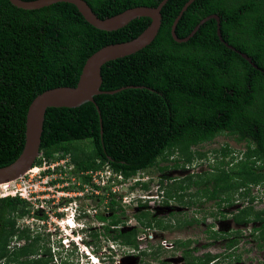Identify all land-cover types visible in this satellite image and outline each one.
Instances as JSON below:
<instances>
[{
  "label": "trees",
  "instance_id": "trees-1",
  "mask_svg": "<svg viewBox=\"0 0 264 264\" xmlns=\"http://www.w3.org/2000/svg\"><path fill=\"white\" fill-rule=\"evenodd\" d=\"M84 1L97 17L105 19L136 7H156L162 0ZM187 1L168 0L161 9V26L153 42L102 66L100 91L104 93L93 97L94 104L46 110L41 155L33 167L54 159L53 154L59 152L69 155L75 172L108 166L126 181L158 165L159 160L168 162L175 153L178 160L159 170L185 169L195 157L210 161L205 152L193 148L227 135L244 149L222 146L212 150L216 162L208 163V171L160 178L158 184L166 197L162 204L168 205L172 199L185 213L184 209L197 205L196 199L214 201L216 207L247 202L237 210L234 221H264V211H254L259 198L251 193L253 187L264 189V0H194L175 29L176 36L183 39L203 18L217 15L223 40L250 57L257 68L219 40L213 19L188 41L175 42L171 27ZM149 24L150 19L141 17L108 32L87 23L70 3L23 10L9 0H0V168L21 154L27 110L36 96L58 87L74 88L93 53L135 39ZM85 141L88 146L78 144ZM81 176L90 183L89 175ZM190 188L195 193H188ZM186 196L192 199L184 202ZM107 207L108 218L97 216L108 222L104 231L112 232L113 240L136 248V228L118 230L122 206L110 198ZM28 213L27 203L18 196L0 198V261L6 259L4 264H44L40 259L20 262L21 256L33 254L39 239H30L28 229L17 227V221ZM138 213L143 226L150 227L156 219L147 210ZM192 222H178L176 227ZM91 236L96 238L97 233ZM13 239L27 243L10 249ZM190 244L189 240L180 242L186 248L184 264H207L211 256L191 255Z\"/></svg>",
  "mask_w": 264,
  "mask_h": 264
},
{
  "label": "rangeland",
  "instance_id": "rangeland-1",
  "mask_svg": "<svg viewBox=\"0 0 264 264\" xmlns=\"http://www.w3.org/2000/svg\"><path fill=\"white\" fill-rule=\"evenodd\" d=\"M78 144L81 147L89 145L87 141ZM225 145H228L233 149H244L242 145L236 144L233 140H231L230 136L218 135L211 142L204 143L193 148L194 150H198V152H205V158L211 159L210 161L203 160V164L201 166H198V164L202 160H197L195 157L187 171H185L186 169H173L171 167L165 169L164 171L159 170L160 167L171 166L174 164L175 160H178L179 155L175 153L174 155L169 156L168 162L159 160L158 165L144 171V176H148L150 178L149 185H153L156 183V181L158 184L159 179L162 177L183 178L187 174L208 171L210 169L208 163L211 165L212 163L214 164L216 162L212 150H217ZM53 157L54 159L44 161L45 163H43L41 166H36L30 169L32 172H29L28 175L24 176L21 181H17L16 187L13 189L10 188V191H8V193L12 192L18 197L19 193L25 194V199L19 197L21 200L27 203V208L29 211V213L24 216L26 221L23 222V224H31L36 230L35 232L29 230V233L26 235L30 239H34L36 236H39V239L34 244L33 254L21 256L20 262L37 260L41 256V262L44 264H53L51 260L55 262V259H53V254L56 251V264H88L86 258L82 256L84 254H81L78 250V247L83 250L86 249L87 246L89 250H93L95 253V259H98V264H182V259L179 258L178 252L171 249H162L160 246L159 248H156V245L164 239L171 243L189 240L191 241V247L196 249L194 252L190 251L191 255H194L193 253L202 254L207 249H209L212 253H215L222 250L223 242L212 238L213 230H217L218 232H226L227 230L240 229V231L242 230V234L240 235L239 245L233 251L234 257L232 259L233 261L230 259V264L263 263L261 261L264 259V244H259V246H262L261 250L260 248L254 247V240L252 241V237L249 235L252 227L258 226L257 223L248 224L245 226L242 224H235L231 218L224 220L214 219L212 214H218V212L220 214H225V212L223 210L218 211L213 209V202L208 203V201H204L203 199H196V204L200 206L199 216H197L201 219V221L177 228L175 224L177 225L178 222L184 223L190 220V218L192 219V215L196 212L192 214L190 213L191 210L186 209H184L185 213L176 212L174 210L169 211L171 210L169 209V206L167 204H162L161 208H156L153 212H151L156 217V219L153 220L150 228H147L146 226H143L140 221H138L135 215L140 210H144L141 207L142 205L135 207L133 205L134 202H132L139 200L137 195H139L140 192H136V188H134L132 192H130V190L126 191V186L123 184H120L121 186L119 187V193L115 194L116 200H118L117 202L121 204L124 210L123 214L119 213L120 215H118L122 220V222L118 225V230L123 233L125 230L136 228L137 236L142 240H137L139 243V252H130L128 249L129 247L123 245L120 240H116L115 242L111 241V235L113 234L112 232L103 233L101 231V233H97L96 229L99 227L96 225L95 221H92V219L90 220L94 222L95 225L89 226V229L85 234L81 233L79 228L83 227L81 224H84V222H86L85 217H88V215L85 214V207L87 203H90L89 209L91 212L95 210V213L92 212L95 218H97L98 215H104L107 218L111 215L107 207L108 202L103 203L102 199L106 196V192H108L109 188H107L106 191L101 190L93 192L90 187L85 186L87 183L82 180L81 174L73 171V169H71L72 164L70 162L67 163V161L63 162L64 166L58 165L53 171L51 169H47L49 164H55L61 159L65 158H56L55 155ZM195 182H197V180H195ZM125 183L132 184V178ZM81 190H84V192L88 193L80 192ZM102 191L105 193L104 196L100 194ZM89 192L92 195H90ZM0 193H2L1 189ZM188 193H195V189L190 188ZM251 193L253 196H258L257 198L259 199H257V203L254 204V208L257 211H260L264 208V189H262L260 186H258V188L253 187L251 188ZM152 194L153 193L149 195ZM125 195H129L130 197L127 198V200H130L128 203H124L123 201ZM42 197V200L46 201L45 203L44 201L43 203L39 202ZM191 199L192 198L186 196L183 201L188 202L187 200L190 201ZM193 200H195V198H193ZM259 200H261V202ZM73 204L82 207V210L77 211V213L74 215L76 222L79 224L77 225V231H79V233H76L75 231L73 232L74 234H72V232L68 231L67 229V236L66 234L61 233L60 228H58L57 225L52 221H58L62 219L63 223H73L72 217L70 216L72 211L68 210L65 212L66 208ZM240 205L241 204L238 203V205H233L232 208L237 210L240 208ZM40 206H42V209ZM172 206H177V209L178 207L182 208L180 203H173ZM38 210L41 212L40 215ZM38 220L42 221L44 225H40V221ZM47 222L50 223L51 228V232L49 233L47 231ZM100 222L101 221H99V223ZM87 223L89 224V222ZM107 224L108 222H105V226H107ZM210 226H212L211 228L213 230H211ZM36 227L38 229H36ZM110 231L113 230L110 228ZM93 232L97 233L96 238L91 236ZM54 234L57 236L54 237ZM78 235L79 237H82V241H78L80 244H77L78 246L75 243L70 242V248H68L61 243V240L65 238L68 239L72 237L76 239ZM58 236H60L59 244ZM256 238H258L257 235ZM259 238L257 241H262ZM143 242L149 243L150 245L155 244L153 245L154 248L149 249L144 247ZM14 243H18L20 244L19 246H23V244H26L27 241L25 239H13L10 245H13ZM139 246H141V248H139ZM54 247L56 248L54 249ZM178 249L181 250L180 248ZM258 261H260V263H257ZM4 262H6V259H2L0 264H4ZM94 262L97 261L94 260Z\"/></svg>",
  "mask_w": 264,
  "mask_h": 264
},
{
  "label": "water",
  "instance_id": "water-1",
  "mask_svg": "<svg viewBox=\"0 0 264 264\" xmlns=\"http://www.w3.org/2000/svg\"><path fill=\"white\" fill-rule=\"evenodd\" d=\"M168 0H162L156 7H136L128 9L116 16L100 19L92 11L84 0H9V2L23 10H36L55 3L64 2L73 4L87 23L98 30L116 31L123 28L136 18L146 17L150 19L149 26L135 39L118 44L105 46L93 53L84 63L77 85L72 87H58L47 90L36 96L30 103L25 121V138L21 154L11 164L0 168V185L16 181L30 170L35 161L40 157L41 134L45 112L48 108H75L83 103L94 104L93 97L104 92L100 91L102 83L101 68L109 61L134 54L153 42L161 26V9ZM194 0H188L179 14L176 16L172 27L171 36L175 42L188 41L208 20H215L217 24L216 34L219 40L229 49L239 54L254 68L250 57L228 45L222 38L220 32V19L217 15L203 18L185 38L180 39L175 34V29L184 11ZM111 93V92H109ZM101 122V121H100Z\"/></svg>",
  "mask_w": 264,
  "mask_h": 264
},
{
  "label": "clouds",
  "instance_id": "clouds-1",
  "mask_svg": "<svg viewBox=\"0 0 264 264\" xmlns=\"http://www.w3.org/2000/svg\"><path fill=\"white\" fill-rule=\"evenodd\" d=\"M54 155V154H53ZM65 156V154H63L62 153V156H59V157H56V158H61V157H64ZM43 163H44V161H43ZM42 163V164H43ZM67 163H69V161L67 162ZM203 163V160L198 164V166H201L200 164H202ZM36 167V166H35ZM33 168V167H32ZM31 168V169H32ZM190 168V165L189 166H186L185 167V171H187V169H189ZM103 169V168H102ZM28 173H29V170L24 174V176H26V175H28ZM144 174H145V172L144 171H141V172H138L134 177H132V179H136V178H141V177H143L144 176ZM24 176L23 177H21V178H24ZM144 177H148V176H144ZM20 178V179H21ZM20 179H18V180H16V181H20ZM131 178H129V179H126V181L128 180H130ZM123 182H125L124 180H122ZM149 181H150V178L146 181V182H142V181H136L137 183H139L138 185H140V184H142V183H145V184H147V186H149V190H148V187H147V189H143L142 188V191H144V192H146V193H148V195L149 194H151V193H153V194H155V193H157V194H159L158 192H160V191H163L164 192V197H165V191L163 190V189H160V187H159V184H157V181H156V183L155 184H153V185H149ZM14 182V181H13ZM136 182H134V184L130 187V188H132V187H134V188H136V192H138L139 191V189H138V185H136L135 183ZM159 182V181H158ZM7 184V183H6ZM156 186H158V188L157 189H155V187ZM130 188H129V190H130ZM256 188H258V187H256ZM133 190H130V192H132ZM80 192H84V190L82 191H80ZM84 193H86V192H84ZM19 195V194H18ZM237 195L240 197V195H239V193H237ZM139 196H140V194L139 195H137V198L139 199V200H137V202H138V204L139 205H142V206H145V207H147V202L150 200V199H147V200H143L144 202L143 203H141V201H142V199L141 198H139ZM6 197H16V195H6V196H0V198H6ZM19 197H21L20 195H19ZM23 199H25V198H23ZM260 202H261V200H259ZM210 202H212V201H210ZM238 203H243V202H239L238 201ZM238 203H235L234 205H238ZM255 203H257V200L254 202V204ZM121 205V204H120ZM138 205V206H139ZM89 206H90V203H87V205H86V207H85V214H87L88 215V217H85L86 218V222H84V224H81V226H83V227H81V228H79V231L81 232V233H83V234H85L86 232H87V230L89 229V226H94L95 225V223L94 222H92V221H95L96 222V225H97V223H99V219L98 218H95L94 217V215H92V212H91V210L89 209ZM137 206V207H138ZM243 206H247V202L245 203H243V204H241L240 205V208L241 207H243ZM224 208V209H223ZM239 208V209H240ZM213 209H216V210H218V211H224L225 212V214L226 215H228L229 216V218H231V217H234V215L237 213V210H239V209H237V210H234L233 208H232V206H230V207H227L225 204H222L220 207H216L215 205H214V207H213ZM255 209V208H254ZM68 210H70V211H72V213H71V217H72V221H73V223H66V226H63V220L61 219V220H58L57 222H54L56 225H57V227L58 228H60V232L61 233H63V234H66V232H67V229H68V231H70V232H72V234H74L73 232H75L76 231V233H79V231H77V225H79L77 222H76V220H75V217H74V215H75V213H77V211H80V210H82V207L81 206H76L75 204H73V205H71V206H69V207H67L66 208V210H65V212L66 211H68ZM146 210V209H145ZM148 211V210H147ZM255 211H257V210H255ZM260 211H264V208L263 209H261ZM150 212V211H149ZM258 212V211H257ZM224 214V215H225ZM79 216V215H78ZM90 219H92V221L90 220ZM23 220V222H25L26 221V218L25 217H23V218H21V219H19L18 221H17V227L20 229V230H24V229H28V230H30V231H32V232H35L36 230L34 229V226H32L31 224H26V225H24L23 226V228H20L18 225H19V222L20 221H22ZM38 221H40V220H38ZM98 221V222H97ZM23 222H22V224H23ZM87 222H89V224L87 223ZM36 223V222H35ZM59 223H61V225H59ZM100 223H104V225L103 226H101V227H99V228H97L96 229V232L97 233H101V231L103 232V233H105V231H104V227H105V222H103V221H101ZM29 225H31V227L32 228H30L29 227ZM34 225V224H33ZM36 225V224H35ZM44 225V224H43ZM42 225V226H43ZM67 227V228H66ZM36 229H38L37 227H36ZM86 229V230H85ZM47 231H48V233L49 232H51L50 230H48L47 229ZM38 234V233H37ZM67 235V234H66ZM55 236H57L56 234H54V237ZM68 236V235H67ZM137 236V235H136ZM60 236H58V244L60 243V238H59ZM64 240H67V242L68 243H75L76 245L78 244V245H80L79 243H78V241H82V237H79V235L76 237V239L75 238H72V237H70V238H68V239H63V240H61V243L63 244V241ZM111 241H113V242H115L116 240H111ZM137 241V240H136ZM168 241V240H167ZM11 244V243H10ZM9 244V248L10 249H13V247L15 246V248H20V247H22V246H19L20 244H18V243H14L13 245H10ZM57 244V243H56ZM171 244H173V243H171ZM24 245V244H23ZM52 245V244H51ZM64 245V244H63ZM77 245V246H78ZM65 246V245H64ZM85 246V245H84ZM126 247H129V248H131V249H133L134 251H137V247L135 248V247H130V246H127V245H125ZM66 247H68V248H70V244L68 245V246H66ZM161 247V246H160ZM56 247H54V249H55ZM151 248H154V246H151L149 249H151ZM156 248H159V243L156 245ZM173 248V247H172ZM172 248H171V250H172ZM162 249H165V248H162ZM78 250L80 251V253L81 254H84V255H82V256H84V258H86V261L88 262V264H98V259H97V262H94L93 260H92V258H95V253L93 252V250H89L88 249V247L86 246V249H81L80 247H78ZM167 250V249H166ZM55 258V262H54V264H56L57 263V256H56V251L54 252V254H53V259ZM180 259H182V258H180ZM183 260V259H182Z\"/></svg>",
  "mask_w": 264,
  "mask_h": 264
},
{
  "label": "built area",
  "instance_id": "built-area-1",
  "mask_svg": "<svg viewBox=\"0 0 264 264\" xmlns=\"http://www.w3.org/2000/svg\"><path fill=\"white\" fill-rule=\"evenodd\" d=\"M54 155H55V157H59V156H62V153H54ZM65 158L64 159H61L59 162H57V163H55V164H49V166L47 167V169H51L52 171L55 169V167L56 166H58V165H61V166H64V164H63V162L64 161H69V155H65L64 156ZM45 163V162H44ZM71 169H73V166H72V168ZM82 174H85V175H89L90 176V183H87L85 186H87V187H90L92 190H93V192L94 191H101V190H105L106 191V189L107 188H109V190H108V192H106L107 194H106V196L104 197V198H102L103 199V203H105V202H108L109 201V199L111 198V199H115L116 200V193H119V187L121 186L120 184H123V185H125L126 186V191H129V188L134 184V182H136V181H142V182H146L148 179H149V177H141L140 179L139 178H136V179H132V184H130V183H125V182H127V181H125V182H123L122 180H123V178H122V176L121 175H117V174H113L112 172H111V170L108 168V166H105L102 170H98V171H88V172H86V173H81V175ZM23 178H21L20 179V181L22 180ZM109 179H110V182H109ZM158 188V186H156L155 187V189H157ZM138 189L140 190V191H138V192H140V196H139V198H141L142 199V201H141V203H143L144 201V199H150L148 202H147V207H146V210H148V211H150V212H153L154 211V209H156V208H161V206H162V203H163V201H164V192L163 191H160V192H158L159 194H157V193H155V194H152V195H148V193H146V192H144V191H142V186H141V184L140 185H138ZM85 191H88V190H85ZM111 191V192H110ZM92 192V193H93ZM12 193V192H11ZM24 193H25V191H24ZM86 193H88V192H86ZM90 193V192H89ZM8 195H11L10 193H7ZM12 194H14V193H12ZM100 194L102 195V196H104L105 195V193H103V191L102 192H100ZM15 195V194H14ZM19 195L22 197V198H25V194H24V196H23V193H19ZM90 195H92L91 193H90ZM0 196H3V194L2 193H0ZM125 198L123 199V201H124V203H128L130 200H127V198H130L129 197V195H125L124 196ZM118 199V198H117ZM116 201H118V200H116ZM132 202H134L133 203V205L135 206V207H137L139 204H138V202L137 201H132ZM93 213H95V210H93L92 211ZM93 213H92V215H93ZM50 219H51V217H50ZM22 222H23V220L22 221H20L19 222V227L20 228H23V226H24V224H22ZM53 223L54 222H57L56 220L54 221H52ZM48 223V230H50L51 231V228H50V223L49 222H47ZM58 223V222H57ZM26 225V224H25ZM40 225H43V222L42 221H40ZM104 225V223H97V226L98 227H101V226H103ZM29 227L30 228H32L31 227V225H29ZM111 229H113L114 227H110ZM117 228V227H116ZM119 228V227H118ZM148 228V227H147ZM136 240H138V241H142L141 240V238L140 237H138V236H136ZM138 241H137V243H138ZM145 241V240H144ZM144 243V247H147V248H150L151 246H153V245H155V244H149V243H146V242H143ZM63 244L65 245V246H67V245H69V243L67 242V240H64L63 241ZM138 245H139V243L137 244V248H138ZM159 246H161L162 248H165V249H171L173 246H172V244H171V242H168L166 239H164V240H161L160 242H159ZM139 248H141V246H139ZM129 249V251L131 252H134V250L133 249H131V248H128ZM136 252H139V250L137 249V251ZM55 259V258H54ZM92 260L94 261V260H96L97 261V259H95V258H92Z\"/></svg>",
  "mask_w": 264,
  "mask_h": 264
},
{
  "label": "flooded vegetation",
  "instance_id": "flooded-vegetation-1",
  "mask_svg": "<svg viewBox=\"0 0 264 264\" xmlns=\"http://www.w3.org/2000/svg\"><path fill=\"white\" fill-rule=\"evenodd\" d=\"M37 198H39V197H37ZM42 199H43V197L39 200V202H42L43 203V201H44V203H45L46 201L45 200H42ZM209 202L210 201H208V203ZM212 202H213V205H215L214 201H212ZM173 203H176V202L173 201L172 199L169 200L168 206H169V209H171L169 211H172V210H174L176 212L183 211L181 209V207H178V209H177V206L176 207L172 206ZM40 207L42 209V206H40ZM142 208L145 210L146 207L143 206ZM188 210H191L190 213H192V214L194 212H196V213H194L192 215V219L190 218V220H188V221H193L191 224H193L194 222H197V221H201V219L198 217L199 216V211H200V206L196 205V206L190 207ZM38 213L40 215L41 212L38 210ZM212 216L214 217V219H220V220H224V219H228L229 218L228 215H226V214L225 215L224 214H220L219 212H218V214H212ZM231 219H232V221L235 224L238 225V223H236L234 221V218L233 217H231ZM255 223H257L258 226H256V227L253 226L252 229H251V231H250V234L249 235L252 237V241L254 240L253 246L254 247H257V248H260V250H261V247L262 246H259V244H262V245L264 244V233H263L264 232V229L261 228V225H262L261 223H264V221H261V220L260 221H255L254 220V221H250L248 224H255ZM248 224L247 223H244L242 225L247 226ZM175 226H176V224H175ZM211 227L212 226H210V228ZM148 228H150V227H148ZM211 230H213V229L211 228ZM241 234H242V230L240 231V229L227 230L226 232H223V231L218 232L217 230L216 231L213 230V232H212V238L215 239V240H218V241H222L223 242L222 243V250L219 251V252L212 253L209 249H207L202 254L201 253L200 254L193 253L194 254L193 256H195L197 258H201L204 255L209 254L211 256V259H210V261L207 264H230V262L233 261L232 259L234 257V254H233L234 252L233 251L239 245V239H240V235ZM256 235L258 236V238L260 237L259 239H261L262 241L258 242L257 241L258 238H256ZM231 241H233L234 243L229 248L227 246V244H229V242H231ZM172 246H173L172 250L178 252L179 253V258H182L183 251L186 248L180 246V241H177L176 243L173 242ZM178 248H180L181 250H179ZM187 249H189L191 252H194V250H196L195 248H192L191 247V244H190V246ZM263 257H264V254H263ZM263 257H262V259H263ZM40 258H41V256H40ZM40 258H38V259H40ZM230 259H231V261H230ZM51 261L54 264L53 260H51ZM181 262H182V264H184V261L183 260ZM261 262H263V263H260V261H258L257 263L264 264V259Z\"/></svg>",
  "mask_w": 264,
  "mask_h": 264
},
{
  "label": "bare ground",
  "instance_id": "bare-ground-1",
  "mask_svg": "<svg viewBox=\"0 0 264 264\" xmlns=\"http://www.w3.org/2000/svg\"><path fill=\"white\" fill-rule=\"evenodd\" d=\"M29 172H32V170H30ZM16 182L17 181H14V182H10V183H7V184H2L0 185V189L2 190V194L3 196H6L8 195V191H10V188L13 189L14 187H16ZM11 195H14L12 193H10ZM24 196V194H23ZM59 225H61V223H59ZM63 226H66V223H63ZM67 228V227H66Z\"/></svg>",
  "mask_w": 264,
  "mask_h": 264
}]
</instances>
